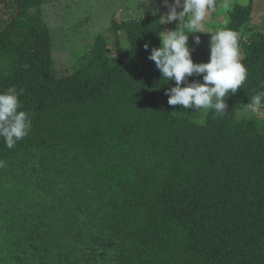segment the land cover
<instances>
[{
	"label": "trees",
	"instance_id": "obj_1",
	"mask_svg": "<svg viewBox=\"0 0 264 264\" xmlns=\"http://www.w3.org/2000/svg\"><path fill=\"white\" fill-rule=\"evenodd\" d=\"M44 1L3 0L0 92L23 90L32 127L12 149L0 138V264H264V121L239 113L264 91V0L229 15L248 77L204 125L148 58L180 29L157 2L122 3L115 55L99 34L58 75Z\"/></svg>",
	"mask_w": 264,
	"mask_h": 264
},
{
	"label": "clouds",
	"instance_id": "obj_2",
	"mask_svg": "<svg viewBox=\"0 0 264 264\" xmlns=\"http://www.w3.org/2000/svg\"><path fill=\"white\" fill-rule=\"evenodd\" d=\"M165 6L169 12L161 19L162 24L187 17L184 30L177 28L175 31L160 33L161 46L153 47L148 57L155 62L164 80L175 81V86L166 92L169 96L168 104L196 109L198 115L203 113L196 121L200 125L207 123L210 111L215 115H227L225 97L229 93L235 95L248 77V69L241 62L239 33L229 28L217 30L211 34L209 62L194 63V49L189 47V34L186 33H200L209 11L215 7V0H174L171 4L165 0ZM223 6L227 8L229 5L225 3ZM181 8L183 10L178 12ZM199 42L197 36L196 43ZM144 47L148 50L149 45L145 44ZM194 75H202L203 82H189L188 78ZM22 93V89L18 91L14 86L0 92V138H3L9 149L23 140L32 127L29 113L21 110ZM262 106L264 91H258L250 98V103L244 105L243 110L255 113Z\"/></svg>",
	"mask_w": 264,
	"mask_h": 264
},
{
	"label": "rangeland",
	"instance_id": "obj_3",
	"mask_svg": "<svg viewBox=\"0 0 264 264\" xmlns=\"http://www.w3.org/2000/svg\"><path fill=\"white\" fill-rule=\"evenodd\" d=\"M103 0H45L41 6V12L44 22L50 28L52 38V57L53 64L58 75H65L66 69L73 71L81 68L82 63L86 61L90 51L93 49L95 39L99 34L107 37L111 47L110 55H115L113 49L114 36L110 32L111 15L115 9L119 8L122 3L131 0H113L114 3L106 5L103 8ZM147 0H142L146 4ZM159 5V12L168 14L169 8L165 6V0H153ZM250 0H215V7L209 11L206 20L203 23L200 33H186L192 38L191 49H194L192 58L194 63H207L210 60V41L211 34L217 30L224 29L229 22V15L234 10L236 4L247 5ZM256 1V0H255ZM137 2H139L137 0ZM168 3L172 2L168 0ZM229 6L225 8L223 5ZM146 7V6H145ZM5 8L3 0H0V18L3 16L2 9ZM139 15H148L150 10L138 5ZM183 9H178L182 11ZM12 10H10L11 12ZM131 11V10H130ZM127 11V14L130 12ZM119 10L115 12L117 18H121ZM132 13V11H131ZM116 20V19H115ZM120 20V19H117ZM187 17L181 21H176L181 30ZM7 23L3 22L1 28H5ZM256 32H263L264 28L257 21L255 26ZM200 42L196 43V37ZM69 71V72H70ZM192 81L199 80L203 82V76H192ZM244 108V107H243ZM241 116L257 117L258 120L264 121V109H259L255 113L239 111ZM184 115L196 122L203 113L198 115L196 109H185Z\"/></svg>",
	"mask_w": 264,
	"mask_h": 264
}]
</instances>
